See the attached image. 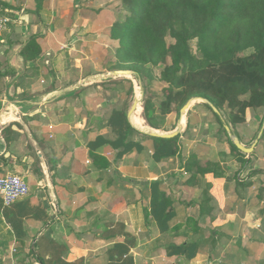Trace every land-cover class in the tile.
<instances>
[{"label":"crops","instance_id":"crops-1","mask_svg":"<svg viewBox=\"0 0 264 264\" xmlns=\"http://www.w3.org/2000/svg\"><path fill=\"white\" fill-rule=\"evenodd\" d=\"M113 1L0 0L10 18L0 32V176L19 173L30 187L8 207L0 199V264H264V133L250 144L239 135L254 146L242 164L204 101L152 128L141 101L128 116L133 85L130 128L127 91L82 83L104 78ZM31 37L42 51L24 61ZM10 106L16 116L2 119ZM191 153L219 162L222 175L185 171Z\"/></svg>","mask_w":264,"mask_h":264},{"label":"trees","instance_id":"trees-1","mask_svg":"<svg viewBox=\"0 0 264 264\" xmlns=\"http://www.w3.org/2000/svg\"><path fill=\"white\" fill-rule=\"evenodd\" d=\"M120 7L121 18L110 28L117 42L112 71L130 70L150 83L155 78L154 67H161L162 92L148 94L143 86L140 117L148 126L160 128L167 113L175 110L179 114L188 100L202 98L228 136L231 153L243 164L246 153L230 139V124L243 122L247 108L264 107V0H120ZM249 49L251 53L241 55ZM41 51L31 37L19 53L24 61H32ZM122 80L129 88L121 113L125 126L131 128L126 116L134 96L133 82L118 79ZM14 124L2 130L7 146ZM144 136L160 142L178 138ZM182 167L201 175L223 173L219 162L201 160L193 153L182 159ZM208 199L204 190L203 212Z\"/></svg>","mask_w":264,"mask_h":264},{"label":"rangeland","instance_id":"rangeland-1","mask_svg":"<svg viewBox=\"0 0 264 264\" xmlns=\"http://www.w3.org/2000/svg\"><path fill=\"white\" fill-rule=\"evenodd\" d=\"M110 8L114 9V12H116V14L114 13V16H115L114 22H115L116 20L120 19L121 15H122V13H121L122 9L120 7V0H114L112 2V4L110 5ZM104 10L107 11L106 8ZM101 16H102V14H101ZM110 21H111V16H110ZM114 22H112V24ZM105 25H106V27H105L104 33L102 34V39H103V43L105 44V46H104V49H103L104 53L102 54V61H101L102 62L101 68L104 69L103 70L104 72L101 71L102 70L101 69L99 73L100 74L104 73L103 75L106 76L107 74H109V72H112L111 68H112V64H113V62L115 60L114 52H115V49L117 47V42H116V40H113L111 38V36H110V30H108L109 29V24L107 22H105ZM192 49H193V51H195V42L194 41H192ZM251 52L252 51L249 49V50H246L243 53H241V55H248ZM160 69H161L160 66L154 67L153 72L155 74V78L150 83L147 82V80H143V79L141 81L136 76L119 75L118 77H114L113 76L112 78H118V79H125V78L127 79V78H129L130 80H132L135 89L138 90V91L140 90V95H141V93H143V86L146 88V91L148 92V94H150L151 92H153L155 94H161L162 88H163L164 85L162 84V82H160L158 80ZM86 70H87V68H86ZM90 70H91V68H90ZM84 71H85V67H84ZM101 79L105 80V81L103 83H101L102 81L99 82L98 80H101ZM101 79L98 78V75H97V76H94V78H92V77L87 78L86 80L82 81V83L83 82H86V83L88 82L89 85L92 84L89 87L92 90L95 89V85L96 84L104 85V84H112V83H115V85H118L119 88H122L125 91H127L128 88H129V83L126 82V81H123V80L122 81H118V79H116V80L115 79L114 80L113 79L112 80H107L108 77H104V78H101ZM139 81L141 82V86H139ZM94 82H98V83H94ZM79 87L80 86H78L76 88H79ZM104 89L107 90L109 88H107L105 86ZM103 94L105 95V92ZM90 96H91V94H90ZM97 97H98V95H97ZM121 99L122 98L120 97L119 98L120 102H121ZM155 101H158V99L155 98ZM199 102H201V101H199ZM12 103L13 102H11V104ZM141 108H142V105H140L139 110H141ZM246 113H247V115H246ZM137 114H138V109H137ZM213 116L210 113V119H212L213 122L215 121L216 125L219 126V123L217 122L216 118H214ZM263 117H264V107H262L260 109H255V108L254 109L253 108L249 109L247 112H245V120L243 122L235 123V124H232V125L230 124V130H231L230 131V136H229L230 139L235 140L237 138L239 140L238 137L240 135L242 139H246L248 144H250L255 139L260 138V136L263 135V133H264V126H263V120H262ZM213 118H214V120H213ZM173 121L174 120H172L171 122H173ZM245 121H247V122H245ZM219 129H220V133L221 134L224 133L225 137H227V139H228V136L226 135V133L224 132V130L220 126H219ZM25 180L28 181L26 178H25Z\"/></svg>","mask_w":264,"mask_h":264},{"label":"built area","instance_id":"built-area-1","mask_svg":"<svg viewBox=\"0 0 264 264\" xmlns=\"http://www.w3.org/2000/svg\"><path fill=\"white\" fill-rule=\"evenodd\" d=\"M9 21L8 16L0 15V32ZM29 192V184L21 174L9 171L0 176V199L4 207L26 197Z\"/></svg>","mask_w":264,"mask_h":264},{"label":"water","instance_id":"water-1","mask_svg":"<svg viewBox=\"0 0 264 264\" xmlns=\"http://www.w3.org/2000/svg\"><path fill=\"white\" fill-rule=\"evenodd\" d=\"M119 75L134 76L133 72L130 70H115V71L109 72V74H107L106 76L104 75V77H113V76H119ZM139 86H141L140 81H139ZM199 99L204 101V102L206 101L202 98H192L189 101H187L184 104V106L181 108V113H183L187 109V107L190 105L192 100H199ZM139 102H140V96H136L135 99L133 100V104H132L131 108L128 111V116H130L134 112V110L136 109ZM263 126H264V120H263ZM227 129L229 130L228 127H227ZM152 134H154V133H152ZM165 136H169V135H165ZM233 141L235 142L236 146L246 154L251 153V151L253 150V147H254L253 145L250 147H246L243 144H241V142H239V140L237 138Z\"/></svg>","mask_w":264,"mask_h":264},{"label":"bare ground","instance_id":"bare-ground-1","mask_svg":"<svg viewBox=\"0 0 264 264\" xmlns=\"http://www.w3.org/2000/svg\"><path fill=\"white\" fill-rule=\"evenodd\" d=\"M136 92H137V96H140V90L138 91V90H136ZM133 115V114H132ZM132 115H131V117H132ZM16 116V114H15V109L13 108V107H8L7 108V112H5L3 115H2V119H5V120H7V119H12V118H14ZM132 120V119H131ZM134 123H135V120L133 119L132 120ZM138 126H141V129H145V127L144 126H142V125H138ZM140 128V127H139Z\"/></svg>","mask_w":264,"mask_h":264}]
</instances>
